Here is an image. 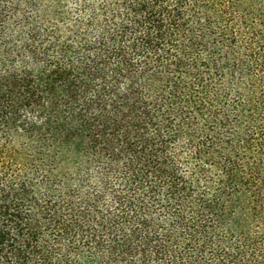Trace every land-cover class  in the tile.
<instances>
[{
    "label": "trees",
    "instance_id": "16d2710c",
    "mask_svg": "<svg viewBox=\"0 0 264 264\" xmlns=\"http://www.w3.org/2000/svg\"><path fill=\"white\" fill-rule=\"evenodd\" d=\"M0 264H264V0H0Z\"/></svg>",
    "mask_w": 264,
    "mask_h": 264
}]
</instances>
